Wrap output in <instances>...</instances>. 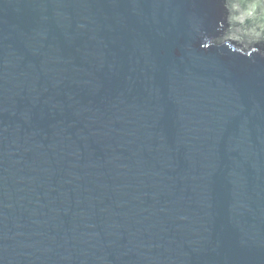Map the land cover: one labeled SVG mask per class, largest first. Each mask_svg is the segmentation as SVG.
<instances>
[{"label":"water","instance_id":"obj_1","mask_svg":"<svg viewBox=\"0 0 264 264\" xmlns=\"http://www.w3.org/2000/svg\"><path fill=\"white\" fill-rule=\"evenodd\" d=\"M0 264H264V0H0Z\"/></svg>","mask_w":264,"mask_h":264},{"label":"trees","instance_id":"obj_2","mask_svg":"<svg viewBox=\"0 0 264 264\" xmlns=\"http://www.w3.org/2000/svg\"><path fill=\"white\" fill-rule=\"evenodd\" d=\"M234 6V5H233ZM235 7V6H234Z\"/></svg>","mask_w":264,"mask_h":264}]
</instances>
